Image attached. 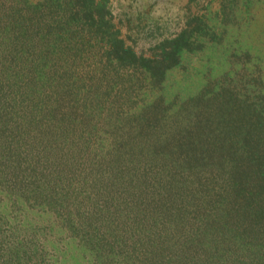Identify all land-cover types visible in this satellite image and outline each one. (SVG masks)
I'll use <instances>...</instances> for the list:
<instances>
[{
    "label": "trees",
    "instance_id": "obj_1",
    "mask_svg": "<svg viewBox=\"0 0 264 264\" xmlns=\"http://www.w3.org/2000/svg\"><path fill=\"white\" fill-rule=\"evenodd\" d=\"M70 1L73 11L70 18L66 19L67 25L81 19L85 22H100L96 33L101 42V50H104L108 64L116 73L124 70L120 76L113 77V82L108 81L105 89H102L101 82L86 85L88 81L96 80L95 74L86 78L79 75L80 79L73 80V76L77 74L76 60L83 56L91 57L89 48L79 42L85 27L79 31L81 36L77 38L78 43H73L71 36L65 37L57 32L59 26L64 34L74 35L70 27L63 24V17L56 14L49 22L40 21L46 22L44 28L35 32L36 35L41 32L40 37L34 35L30 38L27 34L30 33V26L22 18L24 24L17 23L15 18H11V14L1 11L5 8L0 5V174H4L5 180L13 186L11 189L28 193L50 205L56 202V194L61 186L68 185L65 179L67 171L60 168L64 163L67 164V146L71 148V145L75 147L77 143H90L91 140L88 141L87 138L96 135L98 130L95 125L86 121L100 117L103 113L108 114L104 108L106 98L112 92L106 93L107 89L111 85L115 89L121 84L132 95L133 91L129 86L141 83V78L138 77L141 73L152 82L157 79L161 81L170 71L171 65L179 63L181 44L191 43V31L187 30L177 39L164 44L161 59L138 57L132 48L126 47L124 41L112 34L111 26L103 21V15L98 20L95 18L97 8L89 6L93 0ZM11 42L13 43L10 44ZM52 72L57 73L58 77ZM45 74L50 78H42ZM229 84L219 91H210V100L207 101L201 94L198 97L200 102L197 98L194 105L188 109L174 110L170 116L171 110L167 108H162V111L144 108L140 116H132L130 124L125 123L126 117L123 118V123L117 128L123 124H129V128H133L139 123L142 126L140 133L124 138L116 132L114 136L113 132V139L110 138L112 142L107 148L105 141L100 143L104 153L100 157L102 162L96 166L90 161H84L82 155H78L79 159L72 163L70 161L69 171L79 168V172L89 169L98 176L101 173L99 177L105 181L102 186L104 195L101 197L108 200V223L102 227L109 235L115 232L111 230L114 225L113 216L124 214L127 217L126 225L132 223L129 234L140 235L134 243L135 247L138 243V248H159L162 238L146 235L179 231L188 215L185 209L188 196L185 192L187 180L184 178V167L189 171L201 163L200 168L205 171L213 159H217L214 167L224 171H216L215 175L221 179L226 177V185L217 190L214 183L210 184L206 177V183H200L198 187L211 196L209 202L214 199L215 202L217 198L225 202L228 196L235 194V200L231 201L234 205L223 206L222 212L223 216L233 222L230 232L234 238L238 235L242 237L239 244L234 243L228 249V252L235 251L231 256L225 254V258L218 260L215 259L216 255L220 249H224L218 246V240H213L210 230L206 233L205 240L179 235L176 241H180L179 244L186 250H191V253L186 251L188 253H180V256L196 257L195 264L202 261L201 264H264V104L261 107L248 104L243 110L234 97L232 86L228 87ZM116 93L121 94V88ZM130 95L128 96L131 97ZM165 97L161 95L159 101L167 105L164 102L167 96ZM152 112L156 114L157 123L168 117L173 121L178 120L182 112L185 113V121H188L181 128L178 145L185 158L180 164L178 162L179 170L167 173V182L163 179H143L137 174L141 166L147 167L150 157L162 160V164L167 162L163 147L171 144L175 133L173 131L167 136L156 134L158 137L143 138L154 133L146 123L148 118L144 119L145 114L149 116ZM125 114L131 115L129 111ZM54 136L56 139H53ZM63 136H66V140L63 145H58V151L55 148L54 151H47L44 157L41 155V147L46 151L49 145L53 147L55 140ZM237 146H241L239 153L236 152ZM6 167L10 170L7 173ZM144 173L149 175L145 170ZM209 173L212 174L211 171ZM146 186H151L154 192L150 197L145 194ZM102 214L104 213L100 215ZM220 219L222 218L214 220V229ZM150 223L158 226L145 231ZM221 229L223 227H219L218 232ZM171 234L173 237L174 232ZM173 239L168 238L163 243L166 247L164 250L169 251L168 243ZM102 243L103 249L113 248L112 242L102 240ZM90 247L94 250V246ZM154 250L153 253L158 254V250ZM223 253L227 251L224 250ZM180 264L185 263L180 259Z\"/></svg>",
    "mask_w": 264,
    "mask_h": 264
},
{
    "label": "rangeland",
    "instance_id": "obj_2",
    "mask_svg": "<svg viewBox=\"0 0 264 264\" xmlns=\"http://www.w3.org/2000/svg\"><path fill=\"white\" fill-rule=\"evenodd\" d=\"M0 5L5 8L1 11L11 14V18H15L17 23L24 24L22 18L30 26V33H27L30 38L36 35L37 30L44 28L46 22L51 21L56 14L63 17V24L66 26V19L70 18L73 11L70 0H0ZM92 5L98 12L95 18L98 20L103 15V21L111 26L112 34L124 41L126 47L132 48L138 57L161 59L164 44L177 39L187 30L191 31V43L181 44L179 63L172 64L170 71L161 81L157 79L152 82L141 73L138 76L141 83L129 86L133 91L132 95L121 84L115 89L113 85L107 89L106 93L112 92L106 98L104 108L108 114L103 113L100 117L86 121L97 127V134L87 138L88 141L91 140L90 143H77V146H67L65 150L67 164L64 163L60 168L67 171L65 179L68 185L61 186L54 204L44 203L28 193L11 189L13 186L5 180L4 174H0V264H180V259L185 264H195L196 257L180 256V253H191V250L183 248L176 238L181 235L205 240L209 230L214 236L213 240H218V246L227 251L223 253L224 250L220 249L215 259L225 258V254L231 256L235 251L228 252V249L232 248L234 243L239 244L242 236L234 238L230 232L233 222L223 216L222 207L227 204L234 205L231 201H234L236 196L232 193L225 202L219 201V198L214 202L212 197L214 200L209 202L211 196L198 187L200 183H206V177L210 184L214 183L217 190L226 185V177L221 179L215 175L216 171H224L214 167L217 159H213L205 171L201 170V163L189 171L184 167V178L187 180L185 192L188 196L185 209L188 215L185 216V222H182L183 227L179 231L146 235L161 237L159 248H138V243L135 247L134 243L140 235L129 234L128 231H132V223L126 225L127 217L124 214L113 216L114 225L111 230L115 232L109 235L102 227L108 223V200L101 197L104 195L102 186L105 182L100 178L101 173L99 177L89 169L79 172V168H72L69 171V163L79 159L78 155H82L84 161L92 162V165L101 163L100 157L104 152L100 143L105 141L107 148L112 142L110 138L113 132L114 136L116 132L124 138L140 133L142 126L137 123L135 127L129 128V120L133 119V115L140 116L144 108L158 111L167 108L171 110L170 116L174 110L188 109L194 105L201 94L207 101L210 100V91H219L230 82L228 87L232 86L234 97L243 110L248 104L261 107V104H264V0H93L89 6ZM41 20L46 22H40ZM99 24L100 22H85L81 19L67 25L74 32L73 36L64 34L59 26L57 32L65 37L71 36V41L78 43L77 38L81 36L79 31L85 27L79 42L89 48L91 57L83 56L76 60L77 74L73 76V80L95 74L96 80L88 81L86 85L101 82L102 89H105L108 81L113 82V77L120 76L124 70H119L118 74L108 64L96 33ZM41 35L39 32L36 36ZM92 45L97 48H91ZM132 69L130 73L133 72ZM53 72L51 74L58 77L57 73ZM44 77L50 78L46 74L42 76ZM120 88L122 93L117 94ZM161 95L167 96L164 101L167 105L159 101ZM198 100L200 102L199 98ZM126 111L131 115L127 116ZM155 115L153 112L149 113V116L144 115L145 120L148 118L146 123L154 133L143 138L158 137L156 134L167 136L175 131L171 144L163 147L167 162L162 164V160L150 157L146 163L147 167L141 166L137 174L143 179L147 177L153 178L154 181H164L167 179V173L179 170L178 165L185 158L178 145L181 140V128H184L188 121L184 119V112L178 120L173 121L168 117L169 119L159 123ZM125 117V123L129 124L117 128ZM53 139H56V136ZM65 140L66 136L55 140L54 146L49 145L46 151L41 147V155L44 157L47 151H54L55 148L58 151V145H63ZM240 150L241 146H237L236 152L239 153ZM8 170L6 167L5 172ZM56 182L59 184V181ZM145 191L149 197L154 193L151 186H146ZM101 213L104 214L100 215ZM219 217L223 220L220 219L214 229V220L217 221ZM155 224H148L145 231L153 230L158 226ZM219 227L223 229L218 232ZM168 238H174L168 243L169 251L164 250L166 247L163 246ZM102 240L112 242L113 248L103 249ZM90 245L94 246V250ZM154 249L158 250V254L153 253Z\"/></svg>",
    "mask_w": 264,
    "mask_h": 264
}]
</instances>
